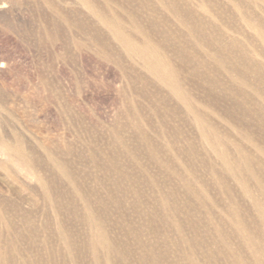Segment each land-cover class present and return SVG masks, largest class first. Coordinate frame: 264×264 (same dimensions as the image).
<instances>
[{
  "label": "rangeland",
  "instance_id": "obj_1",
  "mask_svg": "<svg viewBox=\"0 0 264 264\" xmlns=\"http://www.w3.org/2000/svg\"><path fill=\"white\" fill-rule=\"evenodd\" d=\"M115 25L180 72L221 145L233 158L242 148L264 181L262 2L0 0V140L25 158L0 152L4 264H93L86 206L115 249L105 264H140L142 245L168 264H256L246 243L264 249V234L250 198ZM174 222L189 247L175 244Z\"/></svg>",
  "mask_w": 264,
  "mask_h": 264
},
{
  "label": "bare ground",
  "instance_id": "obj_2",
  "mask_svg": "<svg viewBox=\"0 0 264 264\" xmlns=\"http://www.w3.org/2000/svg\"><path fill=\"white\" fill-rule=\"evenodd\" d=\"M259 1L264 4V0H259ZM117 29L119 30L118 26L115 25L114 26L115 38L132 56L138 58L143 68H145V70L153 78H155L163 87L166 88L168 97L172 98L177 105L179 104L183 106L184 109H186L187 113L190 116L191 122L200 132L204 141L207 142L209 147H211L213 150L217 152L218 158L220 159L225 172L228 175L235 178L236 180H238L241 192L244 194V196L250 198L252 208H254L258 213V216L262 224L261 228L264 234V181L260 176L256 175V173L250 169L251 161L249 160V156L246 155L243 149L239 147L237 148L238 157L237 158L231 157L229 155L228 149L225 146L221 145L220 139L217 137L216 134H214V126L212 125V123L200 111H198L194 107L190 95L186 94L182 90L180 83L181 80L179 77L180 72L179 71L177 72L176 69H174L172 66L168 64V61L161 58V56H159L156 49L154 48L148 49L147 44H144L143 46H139L135 44L123 32L118 31ZM215 57H217V61L220 65L225 66V63L221 59L220 55ZM204 63L205 62H202V64ZM226 70L229 75L234 76L233 73L234 70L231 66H228ZM139 80L144 81V79H142V76L139 77ZM208 80L209 79H204L202 80V83H206ZM244 103L245 102L240 104L239 107L242 109L241 113L247 114L248 108L244 105ZM0 152L8 157L16 159L19 162V154L21 153L19 145L12 146L0 140ZM20 155H21V159L24 161L25 158L22 156V153ZM154 158L155 157L153 155V159ZM106 165H108L105 166L108 172L109 171L116 172L117 168L115 164L106 163ZM58 169H60L59 171L62 173V175L67 177L69 183L72 184V179L68 176L66 170L62 167ZM249 178L254 179L255 181L254 186L250 184ZM187 190L191 191V187L187 186ZM74 193L82 197L80 193L76 191H74ZM161 205L163 207L167 206L165 201H161ZM231 208L233 210V213H235L236 210H234V205H231ZM0 209L4 210V206L0 205ZM85 211H86L85 219H87L86 224L88 225L90 232V239L87 247L93 255V264H105V262L109 261L110 255L112 254V252L115 251V249L112 246L107 234L105 233L102 223L95 218L93 214L94 213L93 209L86 206ZM173 211H177V208L174 207ZM235 224L237 226L236 227L237 230L241 233V235H243V237H246L247 231L243 227L241 222L238 219H236ZM181 225L182 224L180 222H174V228L177 233V237H176L177 242L175 244L180 245L184 243L185 247H189L190 242H188L183 236H181L182 235ZM60 235L63 241L67 245L68 251L66 253V256L68 260H71L73 262L74 256L73 253L71 252L72 249H71L69 237L68 236L65 237L62 232ZM222 239H223L222 243L224 245H227L228 242L226 237L223 236ZM246 244L250 248V251L253 252L256 264H264V249L261 250L259 249V243L255 240L250 239L247 241ZM101 249L103 250L104 258L99 255V250ZM150 259L152 260L153 264H168L166 263L167 260L165 258V252L162 253L159 252L157 249H155V246L148 248L146 245L144 246L142 245L141 251L138 254V260L140 261V264H148ZM214 259L216 260L215 256ZM3 260L4 258L0 250V262H1L0 264H4L5 260L4 261ZM118 262L119 264H123V262L125 261L122 257H119ZM193 263L198 264L194 261ZM173 264H179L178 260H176ZM230 264H241V259L239 257H235L232 259Z\"/></svg>",
  "mask_w": 264,
  "mask_h": 264
}]
</instances>
